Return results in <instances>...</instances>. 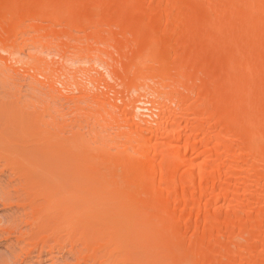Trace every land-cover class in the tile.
<instances>
[{"label":"bare ground","instance_id":"6f19581e","mask_svg":"<svg viewBox=\"0 0 264 264\" xmlns=\"http://www.w3.org/2000/svg\"><path fill=\"white\" fill-rule=\"evenodd\" d=\"M0 73L15 263L264 264V0H0Z\"/></svg>","mask_w":264,"mask_h":264},{"label":"rangeland","instance_id":"374dc122","mask_svg":"<svg viewBox=\"0 0 264 264\" xmlns=\"http://www.w3.org/2000/svg\"><path fill=\"white\" fill-rule=\"evenodd\" d=\"M12 91L13 86L11 83H9L7 76L0 73V100H2L1 98L3 96L9 95ZM7 122L8 119L6 117L1 118V128L4 129L5 125H7ZM8 177L9 173L5 171L3 166L0 167V182L1 184H3V186L8 185ZM16 211V208L6 209L0 204V225L2 227H6L10 224L12 220L19 219L22 215V209H20L16 214H14ZM20 228L21 231L19 233H23L22 235L24 236L25 241L21 242L19 245L16 243V234L18 233L11 235L9 239H5V232L0 230V264H54V261L57 259L60 260L56 264H62L63 260L69 257L67 253L61 254L63 258L59 257L57 255L58 252H55L54 255H56L58 258H56L55 260H51L53 256H51L50 253H44L40 260L33 257V260L31 261L29 258L28 260H26V262L15 263L17 256H20L21 254L25 253L24 249H33V244L36 242V240L29 233V227H26L25 225H20ZM51 244H54V242H51ZM34 254H37L36 251L34 252ZM68 261L72 262L73 259L68 258Z\"/></svg>","mask_w":264,"mask_h":264}]
</instances>
